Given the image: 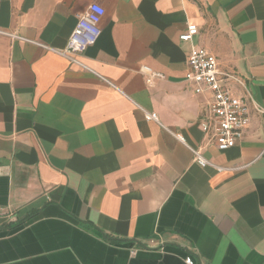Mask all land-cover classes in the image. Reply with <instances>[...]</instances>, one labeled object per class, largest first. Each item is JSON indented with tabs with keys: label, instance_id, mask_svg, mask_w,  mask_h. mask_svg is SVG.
<instances>
[{
	"label": "crops",
	"instance_id": "obj_1",
	"mask_svg": "<svg viewBox=\"0 0 264 264\" xmlns=\"http://www.w3.org/2000/svg\"><path fill=\"white\" fill-rule=\"evenodd\" d=\"M92 3L82 68L51 49ZM196 47L249 110L226 151L202 127L212 92L186 81ZM188 257L264 264V0H0V264Z\"/></svg>",
	"mask_w": 264,
	"mask_h": 264
},
{
	"label": "built area",
	"instance_id": "obj_2",
	"mask_svg": "<svg viewBox=\"0 0 264 264\" xmlns=\"http://www.w3.org/2000/svg\"><path fill=\"white\" fill-rule=\"evenodd\" d=\"M105 14L106 10L101 4H90L87 10L79 16L67 46L62 50H51L65 57L72 64L86 68L82 58L86 50L98 41ZM198 31L196 25H190L186 32L180 36V40L182 42L192 41ZM11 36L18 38L13 34ZM144 74L147 76L148 84H152L156 79L163 77L150 68H144ZM220 75L218 61L208 49L196 47L190 52L186 81L197 84V94H201L205 88L213 94V99L209 104L211 121L203 124V131L215 140L220 151H226L235 147L242 139L249 122V110L245 98L235 97L222 87ZM147 119L158 121L155 113L147 114ZM192 151L201 166L211 164L202 156L200 151L194 149ZM131 254L135 255L136 251H132ZM186 264H194L193 259L191 257L186 258Z\"/></svg>",
	"mask_w": 264,
	"mask_h": 264
}]
</instances>
